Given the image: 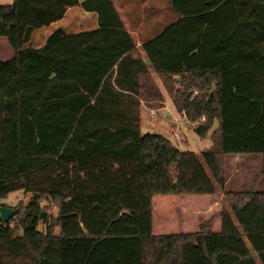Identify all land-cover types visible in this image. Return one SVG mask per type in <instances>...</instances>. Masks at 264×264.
Returning a JSON list of instances; mask_svg holds the SVG:
<instances>
[{"label": "trees", "instance_id": "1", "mask_svg": "<svg viewBox=\"0 0 264 264\" xmlns=\"http://www.w3.org/2000/svg\"><path fill=\"white\" fill-rule=\"evenodd\" d=\"M169 7L178 19L142 49L199 137L218 124L204 166L142 133V102L163 96L111 0L0 6L13 50L0 61V207L30 196L0 217V264H264V0ZM242 154L262 156V190H225L224 158Z\"/></svg>", "mask_w": 264, "mask_h": 264}, {"label": "rangeland", "instance_id": "2", "mask_svg": "<svg viewBox=\"0 0 264 264\" xmlns=\"http://www.w3.org/2000/svg\"><path fill=\"white\" fill-rule=\"evenodd\" d=\"M127 6L137 11L135 14L138 18L146 19V22L154 21L158 26L165 24L175 13L169 7V0H148L147 7L141 10V5L147 0H125ZM12 0H0V6L10 5ZM13 56V50L7 38L0 37V61H8ZM166 109L160 113L157 111L143 110V121L141 131L143 134H157L167 138L173 145L176 144V135L184 141L182 151L194 153L201 164L204 166L202 154L212 147L211 135L218 128L215 123L211 133L203 139L194 131L195 125L187 122L183 115L179 114L173 103L166 97ZM225 175H226V191L231 192H247L250 190H262V162L263 158L259 154H242L240 156H225ZM223 207L229 210V206L224 199L223 191L217 189ZM29 195L22 192L14 194L10 200L4 205L7 208L15 209L24 206L29 201ZM42 207L50 216L48 224L55 225L54 231L58 234L56 226L57 209L49 203H42ZM39 231L46 232V225H41Z\"/></svg>", "mask_w": 264, "mask_h": 264}, {"label": "crops", "instance_id": "3", "mask_svg": "<svg viewBox=\"0 0 264 264\" xmlns=\"http://www.w3.org/2000/svg\"><path fill=\"white\" fill-rule=\"evenodd\" d=\"M13 1V0H12ZM115 9L117 10L120 19L123 22V25L125 29L129 32V34L133 37V40L136 44V53L134 54V58H140L145 65L147 66L149 73L154 80L157 88L159 89L160 93L163 96V102L159 103H152L147 104L145 102H142V114H141V126L143 121V110L148 109L150 111H157V113L162 112L165 110L166 107V97L168 95L169 100L172 102V98L167 92L160 76L152 69L143 49L142 45L158 36L166 27V25L176 21L178 19V16L176 14L172 15L170 17V20L167 21L165 24L158 26L156 23V19L154 21H150L149 23L146 22V19L144 20L142 17L138 18L135 16L137 13L136 10L129 8L127 6V2L125 0H111ZM12 4V3H11ZM148 0L143 2L141 5V10H143L145 7H147ZM180 78L176 77L175 82H179ZM155 105V106H152ZM230 156H240V155H230ZM14 196V194L10 195L7 200H10ZM6 200V201H7ZM4 201V203L6 202Z\"/></svg>", "mask_w": 264, "mask_h": 264}, {"label": "water", "instance_id": "4", "mask_svg": "<svg viewBox=\"0 0 264 264\" xmlns=\"http://www.w3.org/2000/svg\"><path fill=\"white\" fill-rule=\"evenodd\" d=\"M16 213L15 209L0 207V217L5 223L9 222L16 215Z\"/></svg>", "mask_w": 264, "mask_h": 264}, {"label": "built area", "instance_id": "5", "mask_svg": "<svg viewBox=\"0 0 264 264\" xmlns=\"http://www.w3.org/2000/svg\"><path fill=\"white\" fill-rule=\"evenodd\" d=\"M198 93H199L198 90H195L194 93H193V95H192V97H191V100H193L194 97L196 95H198ZM183 143H184L183 139L181 137H179V136L176 135V144L178 145L177 147L179 149L182 147Z\"/></svg>", "mask_w": 264, "mask_h": 264}]
</instances>
